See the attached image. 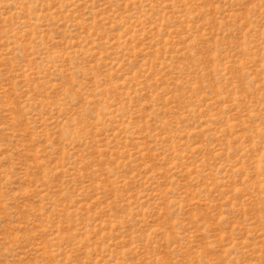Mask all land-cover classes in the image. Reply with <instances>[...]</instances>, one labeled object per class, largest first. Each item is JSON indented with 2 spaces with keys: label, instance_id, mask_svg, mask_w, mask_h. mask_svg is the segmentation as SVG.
Returning a JSON list of instances; mask_svg holds the SVG:
<instances>
[{
  "label": "rangeland",
  "instance_id": "obj_1",
  "mask_svg": "<svg viewBox=\"0 0 264 264\" xmlns=\"http://www.w3.org/2000/svg\"><path fill=\"white\" fill-rule=\"evenodd\" d=\"M0 264H264V0H0Z\"/></svg>",
  "mask_w": 264,
  "mask_h": 264
}]
</instances>
